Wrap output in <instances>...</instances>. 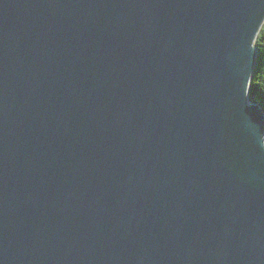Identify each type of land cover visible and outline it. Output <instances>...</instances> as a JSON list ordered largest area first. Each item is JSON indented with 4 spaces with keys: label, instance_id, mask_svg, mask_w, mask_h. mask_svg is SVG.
<instances>
[{
    "label": "water",
    "instance_id": "1",
    "mask_svg": "<svg viewBox=\"0 0 264 264\" xmlns=\"http://www.w3.org/2000/svg\"><path fill=\"white\" fill-rule=\"evenodd\" d=\"M264 0H0V264H264Z\"/></svg>",
    "mask_w": 264,
    "mask_h": 264
},
{
    "label": "trees",
    "instance_id": "2",
    "mask_svg": "<svg viewBox=\"0 0 264 264\" xmlns=\"http://www.w3.org/2000/svg\"><path fill=\"white\" fill-rule=\"evenodd\" d=\"M256 59L249 84L250 99L257 102L264 111V23L255 40Z\"/></svg>",
    "mask_w": 264,
    "mask_h": 264
}]
</instances>
